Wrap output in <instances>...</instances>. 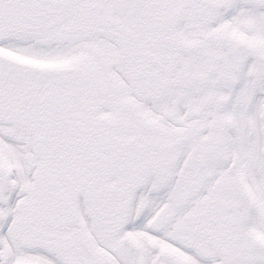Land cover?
I'll return each instance as SVG.
<instances>
[{"label":"snow or ice","instance_id":"snow-or-ice-1","mask_svg":"<svg viewBox=\"0 0 264 264\" xmlns=\"http://www.w3.org/2000/svg\"><path fill=\"white\" fill-rule=\"evenodd\" d=\"M0 264H264V0H0Z\"/></svg>","mask_w":264,"mask_h":264}]
</instances>
